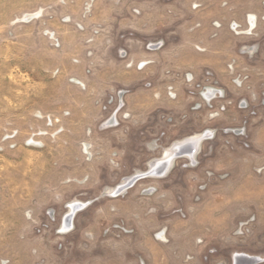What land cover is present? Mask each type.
I'll return each mask as SVG.
<instances>
[{
	"label": "rangeland",
	"instance_id": "rangeland-1",
	"mask_svg": "<svg viewBox=\"0 0 264 264\" xmlns=\"http://www.w3.org/2000/svg\"><path fill=\"white\" fill-rule=\"evenodd\" d=\"M0 264H264V0H0Z\"/></svg>",
	"mask_w": 264,
	"mask_h": 264
},
{
	"label": "bare ground",
	"instance_id": "bare-ground-1",
	"mask_svg": "<svg viewBox=\"0 0 264 264\" xmlns=\"http://www.w3.org/2000/svg\"><path fill=\"white\" fill-rule=\"evenodd\" d=\"M174 149H175V148H174ZM174 149H173V150H174Z\"/></svg>",
	"mask_w": 264,
	"mask_h": 264
}]
</instances>
